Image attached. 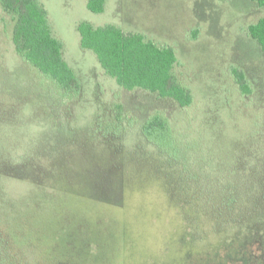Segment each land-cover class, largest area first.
Masks as SVG:
<instances>
[{
    "label": "rangeland",
    "instance_id": "374dc122",
    "mask_svg": "<svg viewBox=\"0 0 264 264\" xmlns=\"http://www.w3.org/2000/svg\"><path fill=\"white\" fill-rule=\"evenodd\" d=\"M38 1L80 90L64 92L15 52L14 15L0 4V172L14 176L0 178V204L32 215L44 244L60 243L66 227L81 231H71L78 241L72 243L93 240L90 248L98 256L105 252L106 263H202L210 255L191 245L179 215L167 207L174 201L170 187L164 191L150 172L165 163L158 152L170 155L171 167L162 169L182 173L213 216L228 215L237 180L229 176L234 163L219 153L237 155L245 148L248 164L264 157V52L247 34L264 8L253 0H105L102 12H92L88 0ZM80 22L115 25L172 47L175 74L190 90L191 105L121 88L95 54L81 48ZM231 67L244 72L250 95L239 92ZM156 111L169 119L170 148L146 145L141 135ZM55 169L74 175L71 194L48 175L39 186L30 180ZM123 184L132 189L125 199ZM227 224L217 232L204 221L199 230L224 260L218 263H264V232Z\"/></svg>",
    "mask_w": 264,
    "mask_h": 264
},
{
    "label": "trees",
    "instance_id": "16d2710c",
    "mask_svg": "<svg viewBox=\"0 0 264 264\" xmlns=\"http://www.w3.org/2000/svg\"><path fill=\"white\" fill-rule=\"evenodd\" d=\"M253 1L264 8V0ZM104 2L105 0H88L86 6L92 12H102ZM0 4L5 12L14 15L11 39L15 52L61 90L68 94H78L79 81L64 60L62 44L53 35L46 11L39 1L0 0ZM77 31L81 48L92 51L105 74L112 77L121 88L128 91L141 89L154 93L160 98L175 101L182 108L190 106L193 102L190 90L182 85L175 74L178 61L172 47L158 45L141 33L125 32L115 25L93 26L88 22H80ZM247 34L257 41L264 52V17L250 24ZM191 35L195 37L196 31H192ZM231 74L239 92L246 96L250 95L252 89L244 72L231 67ZM141 135L145 144L151 147L164 149L170 148L173 144L169 119L160 111L152 113L144 121ZM239 152L230 156L219 153L224 155L227 161L234 163L229 176L237 182L234 187L235 193L227 205L228 215L217 212L214 216L206 207V203L203 205L194 190L188 186L189 183L182 173L177 176L174 172L171 174L165 167L162 169L163 164L170 168L172 159L170 155L158 152V155L164 157L165 163L160 160L161 164H154L150 178L159 179L164 184V191L170 187L174 201L167 202L169 203L167 207L179 215L178 224L187 233L191 245H200V252L210 255L202 260V263L193 261L192 264H222L218 262L224 261L208 248V242L204 241L206 231H202L204 236L199 232L204 228V221L209 223L210 230L217 232L222 231V228L225 230L224 223H228L229 227L235 226L234 228L247 225L264 232V157H256L252 164H248L247 149L242 148ZM248 165L251 167L248 168ZM249 172L251 177H248ZM47 175L51 177L50 179L57 180L60 190L72 193L75 187L74 175L70 176L67 169L56 172L40 171L30 180H34L33 182L39 186L42 184V177L45 178ZM2 176L14 177L12 174L0 172V178ZM120 190L125 199L128 190L132 189L123 184ZM175 190L177 193H173ZM106 203L111 206L121 204L109 201ZM71 231L77 235L82 233L66 227V231L60 236V243L44 244V233L34 224L32 215L26 216L19 208H5L1 203L0 264H117L114 258L106 263L102 259L105 252L101 256L93 253L94 248L89 246L93 240L86 245L82 242L77 247L75 243L78 241H75ZM73 240L75 243H72Z\"/></svg>",
    "mask_w": 264,
    "mask_h": 264
}]
</instances>
